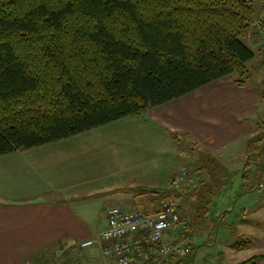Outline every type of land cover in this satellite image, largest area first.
I'll list each match as a JSON object with an SVG mask.
<instances>
[{
    "label": "trees",
    "instance_id": "16d2710c",
    "mask_svg": "<svg viewBox=\"0 0 264 264\" xmlns=\"http://www.w3.org/2000/svg\"><path fill=\"white\" fill-rule=\"evenodd\" d=\"M254 1L0 0V157L140 117L233 74L245 85ZM263 143L264 134L248 141L244 179ZM196 174L160 201L198 198ZM177 208L201 222L196 205Z\"/></svg>",
    "mask_w": 264,
    "mask_h": 264
},
{
    "label": "rangeland",
    "instance_id": "374dc122",
    "mask_svg": "<svg viewBox=\"0 0 264 264\" xmlns=\"http://www.w3.org/2000/svg\"><path fill=\"white\" fill-rule=\"evenodd\" d=\"M253 8L254 24L241 40L256 54L249 69L254 71V68L256 73L260 72L257 82L260 83L259 92L264 99V84H261L264 71L260 67L264 62V2L254 1ZM227 77L229 78L225 77V81L229 82L241 79L239 74ZM196 93L190 97H195L193 95ZM149 113L150 111H146L140 117L130 116L41 147L19 150L16 152L18 154L10 156V169L18 172L9 171V186L27 187L37 192L55 189L61 191L66 187L76 190L84 186L85 190H91L90 196L85 200L88 201L89 214L95 229H102L107 220L103 210L108 207L122 205L125 208L128 205L125 209L131 213L140 209L150 212L154 208V202L147 200L148 197L129 207L134 197L139 195V187L149 186L150 190L156 191L152 192L155 195H151V199L163 194L166 197L164 182H159L152 189V179L156 183L160 179L167 182L171 174L172 180L175 172L186 169L189 179L198 182L199 177L194 173L198 171L204 182L199 186L198 198L192 197L190 201V198L182 197L176 200L182 206L185 203L189 207L196 205L199 213L194 208L191 211L193 215L200 216L199 222L204 216V209L212 217L210 222L213 228L209 236H202L197 227L192 225L187 230V234L193 236V243L198 251L192 257L191 264H231L232 253L236 260L243 262L260 254L256 246L259 238L264 235V175L260 174V168L256 171L255 165L264 164V161H259V157L264 154V143L257 145L255 152H262L256 157L255 165L251 164L254 167L250 178L244 179L243 176L247 175L245 167L240 159L235 160L237 151L242 150V143L229 149V152L235 151L229 162V158L225 160L216 154H208L205 148L184 139L166 140L170 141L167 143L150 131L154 125L159 133H166L161 126L148 119ZM256 117L253 136L260 139L264 134V100ZM175 136L180 138L179 134ZM246 145L248 148V143ZM223 155L228 156V150ZM152 164L154 167L151 169ZM6 168L3 161H0V187H3L2 175ZM147 182L150 185H146ZM47 198L49 195L44 200ZM185 211L184 209L183 214L192 219L191 214ZM204 217L207 221L200 222L201 226L209 220V216ZM242 242H249L252 249L240 253L228 250L232 244ZM80 243L81 241L75 240L64 241L35 258L34 263H99V248L94 246L84 249Z\"/></svg>",
    "mask_w": 264,
    "mask_h": 264
},
{
    "label": "crops",
    "instance_id": "0c3cea01",
    "mask_svg": "<svg viewBox=\"0 0 264 264\" xmlns=\"http://www.w3.org/2000/svg\"><path fill=\"white\" fill-rule=\"evenodd\" d=\"M260 67L264 71V62ZM252 69L254 70L252 71L253 78L243 86L238 85L237 80L229 82L225 81L229 77L222 78L196 91L198 93L194 92L196 93V95H193L195 97H190V94L148 110V112L150 111L148 119L155 125L161 126L166 133H159L153 124L150 131L164 141L184 139L197 144L199 147L208 150V154H216L220 159L225 160L229 158L228 162L235 152H229V149L242 143V150L237 151L235 160L240 159L245 167L247 164L246 144L253 137L257 110H259L261 102L264 100L259 92L260 83L257 82L260 72L256 73V69ZM261 84H264V75ZM261 121L263 122V120ZM177 134L180 135V138L175 136ZM182 134L185 136H182ZM166 142L169 143L170 141ZM227 150L228 156H224L223 153ZM12 155L0 157V161H3L4 165L7 166L5 174L2 175L3 187H0V264H35V258L64 241L75 240L81 241L80 244H82L84 241L91 239L96 232L106 229L107 220L104 228L95 229L89 214L88 201L85 200L90 196L91 190H85L86 187L84 186L76 189L77 191L73 187H66L61 191L55 189L42 192L33 191L27 187H10L9 171L18 172L10 169V156ZM259 161H264V154L259 157ZM261 166L255 165V168L256 171L260 168V174L264 175V164H261ZM153 167L154 164H152L151 169ZM253 167L250 166V173ZM170 177L167 182L160 179L156 183L152 179V189H155L154 186L159 185L161 181L164 182L163 186H166L167 189L171 180ZM196 183V180L190 179L186 187L194 186ZM146 185L150 184L147 182ZM138 192H140L139 195L134 197L129 207L136 205L135 203L141 201L142 198L148 197L147 200L154 202V208L148 214H154L161 209L165 202V200L160 201L162 195L151 199L150 196L155 195L152 192L156 193V191L150 190L149 186L147 188L139 187ZM46 195H49V198L44 200ZM138 196L141 197L138 198ZM113 206L117 207V205ZM118 206L123 210L128 207V205H123L125 208L122 205ZM108 208L103 210L104 214ZM126 210L124 211L129 212ZM201 219L203 220L204 216ZM186 220L189 223L188 226L197 227L202 236H209L212 232L213 226L210 220L209 224H203L204 227L194 221V217L190 219L187 216ZM202 220L201 222H205ZM190 237L193 250L190 249V254L184 258H175L173 264L193 263L192 257H195L198 251L193 243V236ZM233 245L235 244H232L228 249L231 252L237 251L240 253L252 249V245L242 250L235 249ZM256 248L260 254L254 255L244 262L236 260L234 253H232L231 264H244L256 257L258 259L255 260L254 264H264V235L259 238ZM94 264L106 263L101 257L99 263Z\"/></svg>",
    "mask_w": 264,
    "mask_h": 264
},
{
    "label": "built area",
    "instance_id": "2783aa9c",
    "mask_svg": "<svg viewBox=\"0 0 264 264\" xmlns=\"http://www.w3.org/2000/svg\"><path fill=\"white\" fill-rule=\"evenodd\" d=\"M189 180L186 169L174 173L166 197L182 190ZM105 215L106 229L96 232L81 246L84 249L99 247L106 264H171L172 257L183 258L190 251L185 244L190 243L189 236L177 235L185 230L187 220L175 200L165 201L154 214L131 213L120 207H111Z\"/></svg>",
    "mask_w": 264,
    "mask_h": 264
}]
</instances>
